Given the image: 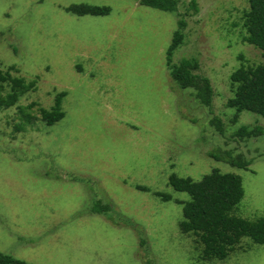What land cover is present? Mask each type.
<instances>
[{"label": "rangeland", "instance_id": "obj_1", "mask_svg": "<svg viewBox=\"0 0 264 264\" xmlns=\"http://www.w3.org/2000/svg\"><path fill=\"white\" fill-rule=\"evenodd\" d=\"M72 4L109 12L74 16L64 11ZM246 10V0H177L175 13L133 0H0V71L34 80L0 109V252L28 264H264V244L248 238L223 260L200 261L195 237L177 227L188 196L167 185L171 173H230L242 188L230 214L264 217V119L226 106L229 75L261 60L241 40ZM179 19L171 63L197 62L208 106L169 78ZM59 92L64 115L45 126L39 110ZM223 151L248 165L208 156Z\"/></svg>", "mask_w": 264, "mask_h": 264}, {"label": "trees", "instance_id": "obj_2", "mask_svg": "<svg viewBox=\"0 0 264 264\" xmlns=\"http://www.w3.org/2000/svg\"><path fill=\"white\" fill-rule=\"evenodd\" d=\"M138 5L146 6L163 12L175 13L177 0H133ZM247 10L243 13L242 42L259 50L260 62L254 66L240 65L229 75L231 98L226 106L235 111V115L245 111L264 119V0H246ZM64 11L74 16H104L109 8L105 6L72 4ZM176 29L172 32L170 43L165 50V66L170 80L181 90L193 89L194 98L203 106H208L211 97V87L205 77L193 73L197 62L193 59H181L171 63L173 51L181 44L184 26L183 20L176 21ZM11 69V67H10ZM6 84L8 91L0 94V109L13 106L18 97L34 88V80L24 81L20 77H11L8 72L0 71V91ZM64 92L55 95L53 105L49 110L40 109V120L45 126L62 119L64 113L60 109ZM239 137H253L255 130L240 128L236 133ZM209 157L224 162L230 167L245 169L247 161L233 159L229 152L217 154L208 153ZM167 185L176 192L185 193L188 200L182 203L181 220L177 223L178 231L184 235L195 237L194 242L199 248L198 259L203 262L223 260L239 243L241 238H248L252 243L264 244V217L246 220L230 214L242 197V188L238 176L230 173H220L212 170L199 180L188 177H178L171 173ZM135 189L145 191V188L135 186ZM162 201L170 197L154 193ZM179 203V202H177ZM106 205H95L93 210L100 213ZM0 264H28L0 252Z\"/></svg>", "mask_w": 264, "mask_h": 264}]
</instances>
